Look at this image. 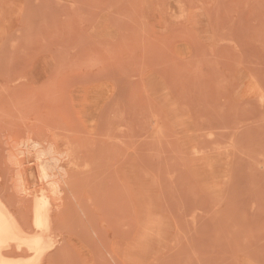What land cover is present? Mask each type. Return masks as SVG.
Returning <instances> with one entry per match:
<instances>
[{"label": "rangeland", "instance_id": "1", "mask_svg": "<svg viewBox=\"0 0 264 264\" xmlns=\"http://www.w3.org/2000/svg\"><path fill=\"white\" fill-rule=\"evenodd\" d=\"M41 154L45 264H264V0H0V193L23 221Z\"/></svg>", "mask_w": 264, "mask_h": 264}, {"label": "bare ground", "instance_id": "2", "mask_svg": "<svg viewBox=\"0 0 264 264\" xmlns=\"http://www.w3.org/2000/svg\"><path fill=\"white\" fill-rule=\"evenodd\" d=\"M64 140H66V139L64 138ZM44 141L46 142V139ZM49 142H51V141L49 140ZM70 143H73V142H70ZM36 144L39 146L40 142L36 143ZM41 144H42V142H41ZM52 145H54V143H52ZM43 146L45 147L46 145H44V143H43ZM193 149H191V150H193ZM78 150H81V149H78ZM65 151L66 150H64V152ZM46 153H47V151H46ZM51 153H52V151H51ZM48 154L50 155V153H48ZM67 155H69V154H67ZM43 156H44V154L37 156L38 157L37 166L35 167V165L34 166L32 165L33 169H31V170L29 169V171H27L26 175L24 174L25 176L21 177V185H22L23 191L26 193H29L31 196V199L29 200V201H31V203H30L31 206L29 207V208H31V212H28L27 219H26V221L24 220L25 224H27L26 222L28 220V224L30 225V223H29L30 222L29 221L30 215H31L30 213H32V215H31L32 226L30 225L31 228L28 224L27 225L29 226V228L28 229L25 228L27 226H25L24 221L19 219L16 216L13 209L9 206V204L6 202V200L3 198V196L0 193V264H45L46 256L48 254H51L50 252L56 246L55 239L58 238V236L55 235L56 238L54 239L55 220L53 218V212L55 211V209H54L55 204L53 202L51 194H56L55 192H58V189H57L55 183L52 181V178L54 177V175L51 172L52 166L50 167L48 165L50 160L49 161L46 160V161H48V164H47L46 162H44ZM69 156L72 157V154H70ZM75 156L73 159H77V158H75ZM203 156H202V158H199L201 161H203L202 160ZM54 158H55V156H54ZM56 158H58V160H61L59 157H56ZM63 158L64 157H62V160H64L66 157L64 159ZM210 160H212V159L210 158L208 160H204V162H206V161L208 162ZM213 160H214V158H213ZM54 161H55V159H54ZM68 161L71 162V159ZM209 163H211V162H209ZM74 164H75V162H74ZM80 164L81 163L79 162L78 165H80ZM206 164L207 163H205V165ZM78 165L76 168H78ZM32 166H29V167H32ZM54 169H56V168H54ZM58 169H59V167L57 168V170ZM56 172H58V171H56ZM56 172H54V173H56ZM59 172H60V170H59ZM68 172H69V174H71V172L69 170L67 171V173ZM73 172H75V171H73ZM58 174H59V176H61L60 175L61 173H58ZM31 178L35 179V185L37 186L36 188H34L32 190H31V187L29 186V184L31 182ZM35 185H34V187H35ZM142 194L140 195L141 197L143 196ZM144 201H143V203H144ZM143 206H145V205H143ZM147 207L148 206H146V208ZM25 218H26V216H25ZM25 218H23V219H25ZM156 230H158V229H156ZM148 240L152 241L151 238ZM138 242L139 241H137V243ZM134 244H136V243H134ZM146 245H148V243ZM143 246H145V245H143ZM149 247H153V246L149 245ZM137 248H138V246H137ZM138 249H140V248H138ZM142 249H144V248H142ZM132 251H134V249ZM136 255H138V254H136ZM141 256L142 255H139L138 257H141Z\"/></svg>", "mask_w": 264, "mask_h": 264}]
</instances>
